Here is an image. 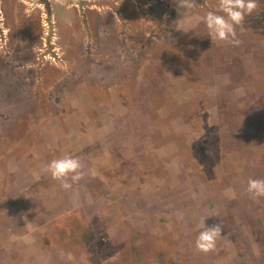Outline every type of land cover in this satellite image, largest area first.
Instances as JSON below:
<instances>
[{"label": "rangeland", "instance_id": "374dc122", "mask_svg": "<svg viewBox=\"0 0 264 264\" xmlns=\"http://www.w3.org/2000/svg\"><path fill=\"white\" fill-rule=\"evenodd\" d=\"M196 2L0 0V264H264V4L232 45Z\"/></svg>", "mask_w": 264, "mask_h": 264}, {"label": "clouds", "instance_id": "9594fccd", "mask_svg": "<svg viewBox=\"0 0 264 264\" xmlns=\"http://www.w3.org/2000/svg\"><path fill=\"white\" fill-rule=\"evenodd\" d=\"M259 3L264 4V0H259ZM175 5L180 17H183L197 7V2L196 0H175ZM258 11V0H216L212 10L206 11L200 20L204 23L211 39L238 45L235 26L241 25L246 17ZM81 167L80 161L75 156L64 155L50 160L42 171L53 180L59 181L63 189L68 190L82 178ZM245 191L253 200L264 197V180L249 179ZM205 217L198 224L194 240V246L200 252L214 250L217 239L221 236L222 224L207 226L204 223Z\"/></svg>", "mask_w": 264, "mask_h": 264}]
</instances>
